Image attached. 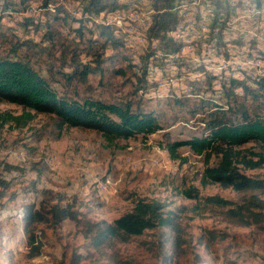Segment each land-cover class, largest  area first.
Listing matches in <instances>:
<instances>
[{"label":"rangeland","instance_id":"obj_1","mask_svg":"<svg viewBox=\"0 0 264 264\" xmlns=\"http://www.w3.org/2000/svg\"><path fill=\"white\" fill-rule=\"evenodd\" d=\"M40 2L41 0H31L26 5L24 10H30V13L22 9L9 10L10 13L4 14L0 12L2 30L10 37L14 36V40L21 38L39 41L43 31L35 35L32 31L33 26L27 29L20 24L31 16L41 19L45 10L41 8ZM134 2L136 16L137 14L142 16L144 12H148L145 11L146 8L153 7L151 0ZM80 4L84 7L82 3ZM2 5L3 3L1 9ZM128 8L125 3L124 7L117 11L125 12ZM49 9L54 11L55 7L49 5ZM192 9L181 17L182 34L180 37L174 36L173 40H181L178 41L181 49L177 53L193 49V42H198L201 58L197 61L181 58L160 60L161 70L151 72L150 60L170 58V54L151 47L150 39L146 35L151 24L141 22L139 33L144 34L147 39L137 48V40L131 36L133 33L131 26L119 23L113 26L120 37L125 39L123 48L113 50L108 46L104 50L99 44L92 48L94 52H103L104 58L119 50L121 53L117 58L104 63L101 73L89 75L90 89L78 86L79 91L92 90L96 96L106 99L131 97L140 100L145 109L155 110L160 115L162 128L154 133L117 139L110 144L95 130L61 126L59 119L54 115L24 110L17 104L0 101V112H9L13 116L23 112L34 114L24 126L15 125L14 121L0 124V174L11 180L7 196L0 199V264H103L101 255L87 247L80 227L71 220H65L58 226L45 223L35 225V232L38 239L43 242V247L40 255L29 256L28 236L22 219L23 208L26 204L38 205L42 202L45 190L53 192V196L65 194L62 204L72 202L76 209L92 221L104 219L112 222L131 210L134 200L138 198L157 199L168 204L167 209L176 210L183 228L185 240L183 252L180 255L172 253L171 243L175 232L171 229L147 230L141 236L115 244V248L122 256L134 259L137 264H264V230L253 226L229 224L218 211L211 209L196 213L192 208L198 200L187 198L183 194L184 190L194 186L199 190L200 198L219 195L233 202L242 200L245 196L242 192L224 188L216 183L202 184L205 167L208 164H215L218 157L212 155L208 159L206 154L194 153L189 146L179 147L175 155L168 150V143L199 136L206 131L205 124L201 122L202 112L192 114L189 108L201 106L203 100L226 103L224 93L216 90V83L213 82L226 80L232 83L235 79L253 86L264 73V67L258 68V72H253L252 68L264 64V54H261L263 44H259L257 46L259 51L255 50L252 54L254 55L252 59L258 62H254V66L247 64L241 68L238 64L249 60L250 57L246 54V60L242 56L233 58L231 53L234 52L231 47L235 44L242 45V42L236 43V40L228 44L221 41L208 42L207 46L206 37L210 36L204 33L208 29L202 28L204 20L201 10L199 11L197 4H193ZM67 10L71 13L68 22L72 28L78 27V23L71 20L77 17L73 14H77L78 9L70 2V9ZM201 12L204 14V10ZM188 18L194 19V23L190 24ZM89 26L94 30L91 23ZM59 27L65 34L64 45L55 41L43 42L45 46H55L53 61L47 51L39 55L34 51L28 54L31 63L48 78H52L53 75L46 66H51L52 63L55 67L60 65L59 59L62 58L64 49L69 51L68 58H71L70 50L86 46L85 41L73 32L68 24H61ZM197 31L200 33H193ZM154 42L160 41L154 39ZM10 47V43H5L0 54L5 55ZM148 50L154 52L146 61L150 91L144 93L141 89L135 93L137 76L134 74L138 72L141 64L145 65V60L141 57ZM20 52L25 53L23 50ZM90 58L84 53L81 54L84 63H89ZM133 63H136V66L131 67ZM175 68L177 72L167 74ZM118 69L120 71H117ZM64 70L69 71L70 68L65 67ZM192 74L196 76L190 79L189 76ZM53 83L59 90L74 89L73 86H67L63 80ZM175 85L182 88L177 89V94ZM241 91L238 89V92ZM177 96L188 99V102L183 104L173 101L172 99ZM243 148L248 151H261L255 143L245 144ZM6 165L13 167L8 168ZM243 172L264 179V166ZM96 177L99 181L95 182ZM261 195L264 197V194ZM55 200L54 198L53 201ZM223 235L225 239H221ZM77 255H81L82 259L78 263H73V257Z\"/></svg>","mask_w":264,"mask_h":264},{"label":"trees","instance_id":"obj_2","mask_svg":"<svg viewBox=\"0 0 264 264\" xmlns=\"http://www.w3.org/2000/svg\"><path fill=\"white\" fill-rule=\"evenodd\" d=\"M30 1L0 0V12L4 14V12L24 10ZM151 1L154 14L153 18L151 16L153 22L149 27L148 38L154 37L160 42H165V49L171 50V53L179 52L181 45L174 42V38L168 34L180 22V18L178 20V15L173 10L175 0ZM125 3L129 8L131 7V3ZM124 4L119 0H80L79 12L73 14L78 18L71 19L79 26L72 28L68 22L71 14L68 8L61 5L59 0H41V8L45 10L41 19L31 16L25 18L20 24L27 29L33 26L32 31L35 35L43 31L39 41L21 38L14 40V36H8L0 24V50L5 43L11 45L5 55L0 54V101L17 104L24 110L54 115L59 119L61 126L95 130L101 133L110 144L117 139L145 136L161 129L158 112L145 109L140 100H134L131 97L106 99L96 96L92 90L89 92L78 90L79 85L90 89L89 75L101 73L104 69L102 65L108 60L117 58L121 53L119 50L108 58H104L103 52H94L92 47L99 44L104 50L108 46H111L113 50L123 48L125 39L120 37L113 26L116 23L105 21L100 13L119 12L117 10L122 9ZM49 5L54 6L55 10L50 11ZM24 11L30 13L28 10ZM21 13L24 14V12ZM90 23L94 30H91ZM61 24H68L69 28L85 41L86 46L70 50L71 58H68L69 51L64 49L62 58L59 59L60 65L55 67L52 63L51 66H46L53 75L52 78H48L36 69L28 54L34 51L39 55L47 51L53 61L55 46L48 47L43 45V42L48 40L64 45L65 34L59 29ZM13 33L16 34L15 31ZM20 50L25 53L22 54ZM82 53L91 57L89 63L82 62ZM164 53L170 54V51H164ZM153 55L154 52L148 50L141 57L145 60V65L141 64L138 72L134 74L137 76L135 93L141 89L144 93L150 91L146 61ZM68 59L69 62H67ZM134 66L136 63L131 64V67ZM65 67H69L70 70L65 71ZM60 80L69 87L73 86L74 89L59 90L53 82ZM238 89L242 91L238 92ZM172 100L183 104L188 102V99L178 96ZM201 102H204L201 106H194L188 110L192 114L202 112L201 122L205 124L206 131L199 136L168 143V150L175 155L179 147L189 146L194 153L206 154L208 159L216 155L218 161L212 165L208 164L203 171L202 184L216 183L224 188L242 192L245 196L240 202H233L219 195L200 198L199 190L194 186L184 190L183 194L187 198L198 200L192 208V211L196 213L211 209L218 211L223 220L229 224L253 226L264 230V197L261 195V193L264 194V179L249 176L243 172L264 166V74L253 86L233 79L232 85L226 92L225 104L214 103L212 100ZM33 117L34 114L31 112H23L17 116L9 112H0V124L14 121L15 125L24 126ZM248 143H255L261 151L245 150L243 146ZM10 187L11 180L0 174V199L7 196ZM44 195L43 201L38 205L30 203L23 208L22 219L28 236L30 257L40 255L43 247V242L38 239L35 232V225L45 223L58 226L65 220H71L80 227L87 247L101 255L103 264H137L134 259L122 256L115 248V244L127 242L133 237L143 235L147 230L156 228H169L174 231L175 235L171 243L172 253L180 255L183 252L185 240L180 215L176 210L167 209L168 204L160 200L138 198L134 200L131 210L109 222L104 219L92 221L76 209L72 202L62 204L65 194L53 196V192L45 190ZM54 198L55 201H53ZM221 239H225V235L221 236ZM81 259V255L74 256L73 263H78Z\"/></svg>","mask_w":264,"mask_h":264},{"label":"bare ground","instance_id":"obj_3","mask_svg":"<svg viewBox=\"0 0 264 264\" xmlns=\"http://www.w3.org/2000/svg\"><path fill=\"white\" fill-rule=\"evenodd\" d=\"M121 1L131 3V7L129 9H127L125 12L119 11V12L114 13L116 17H124L125 16V19H151V14L153 13V11L144 12L142 16H139L138 14L136 16L135 15L136 12H134L135 11L134 8H136L134 0H121ZM203 1L204 2H201V4H199V0H175L173 10L177 14H179L180 22L176 26V28L172 31V32H174V35H171V36L172 37H174V36L180 37L181 36V34H182L181 33V30H182L181 17L184 16V14H186L188 10H193L192 9L193 4H197L199 11L204 10V14L201 11H200V13L202 14L203 20H204L203 24H202V28L204 30L208 29L207 31H204L205 35L210 36V37H214L215 41H217V42L221 41L225 44H228V42L235 41V40H236V43L242 42V45H236L235 44L233 47H231V50L234 53L246 52V54L250 57V59L247 61H250V62L249 63L247 61L242 62V63L238 64V66L241 68L245 67L247 64L254 66V62H258V60H255V59L253 60L252 57H254V55H252V54H254L253 52L255 50L259 51L258 47H257L259 44L264 45V24L262 26L257 27L254 25L253 20H258L261 23H264V0H203ZM70 2H72V1L71 0H59V3L61 5L65 6L66 8H69V9H70ZM222 18H226V19L222 20ZM188 21L190 24L194 23V19L192 20L190 18ZM141 22H146V21L145 20H135L134 21V28H136L138 32L140 31L139 26H140ZM239 23H241V24H239ZM116 24H119V23H116ZM183 25H184V23H183ZM131 34H132L131 35L132 38H135L137 40V42H136L137 46H138L137 48L142 46L144 41H146V39H147V37L144 36V34L139 33V35H141V41H139V35L137 34V32H133ZM202 35H203V33H202ZM217 42H215V43H217ZM217 46H219V45H217ZM253 46H255V48H253ZM220 47H221V45H220ZM261 51H262L261 54H264V48ZM242 58L244 60H246L247 56H242ZM229 65H231V64H229ZM203 68H204V66L202 67V72H204ZM229 70H230V68H229ZM255 75H257V74L255 73ZM207 76H208V74H207ZM96 181H99L98 177L95 178V182Z\"/></svg>","mask_w":264,"mask_h":264},{"label":"built area","instance_id":"obj_4","mask_svg":"<svg viewBox=\"0 0 264 264\" xmlns=\"http://www.w3.org/2000/svg\"><path fill=\"white\" fill-rule=\"evenodd\" d=\"M201 2H204V1L199 0V4H201ZM71 4L73 6H75L79 12V7H81L79 5V2H74L72 0ZM28 11H30V10H28ZM145 11H153V8H146ZM100 14L102 15V18L105 19V21H107V22L128 24L129 26H131V31L137 32L138 35H139V32L137 31L136 28H134V21L135 20H145L148 24H151V26H152V22H153V19H125V16L124 17H116L115 14L113 13V11L101 12ZM177 15H178V20H179V14H177ZM225 19L226 18H222V20H225ZM253 22H254V25L257 27L262 26L264 24L258 20H253ZM239 24H241V23H239ZM193 33H200V31L193 32ZM168 34L174 35V32H168ZM146 35L150 36V31H148ZM139 41H141V35H139ZM178 41H181V40H174V42H178ZM150 42H151V47L156 48L157 51H170V58H156L155 60H150L151 61V72H156V70H161L160 69V60H170L172 58H181V59H192L194 61H197L199 58H201V50L198 49V42H193V49L184 50L181 53H171V50L165 49V42H154V37H150ZM206 42H207V46H208V42H217V41H215L214 37H206ZM133 44L135 46V43H133ZM231 56H233V58H238L239 56H246V52L231 53ZM146 57L148 58V55ZM263 67H264V64L257 66V67H252L253 72H258V68H263ZM173 72H177L176 68L173 69V71H168L167 74H171ZM194 76H196V74H192V76H189V78L191 79ZM213 83H216V90L222 91L224 93V98H226L227 86L230 87L232 85V83L227 82L226 80H223V82H213ZM156 86H159V85H156ZM174 89L176 90V94H177V89H182V88H179V86L175 85Z\"/></svg>","mask_w":264,"mask_h":264}]
</instances>
